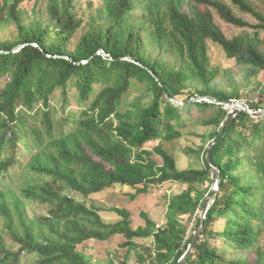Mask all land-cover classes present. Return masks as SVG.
<instances>
[{
	"label": "trees",
	"instance_id": "16d2710c",
	"mask_svg": "<svg viewBox=\"0 0 264 264\" xmlns=\"http://www.w3.org/2000/svg\"><path fill=\"white\" fill-rule=\"evenodd\" d=\"M27 1L0 0V23L16 25L14 39L0 40V264H24L27 256L32 264H93L79 246L116 235L142 264H178L194 238L183 217L196 216L195 231L200 227L197 213L211 194L214 166L220 187L182 264H264V115L190 100L243 97L215 82L221 67L211 65L209 47L264 69V14L249 0L232 1L259 23L236 16L222 0H188L197 8L189 11L183 0H103L86 20L75 0H46L44 10L31 12ZM197 4L255 35L227 37ZM84 23L88 29L71 49ZM135 87L142 94L129 101ZM247 105L258 111L264 100ZM193 107L212 111L202 122L214 127L197 150L185 149L200 156L201 166L180 169L170 144L184 135V115ZM14 170L24 179L17 189ZM168 182L184 188L170 197L162 225L143 213L146 225L133 228L126 207H112L120 218L106 222L102 209L88 203L116 185L132 187L135 198ZM27 201L38 203L41 214L28 216ZM137 238H153L154 246Z\"/></svg>",
	"mask_w": 264,
	"mask_h": 264
},
{
	"label": "rangeland",
	"instance_id": "374dc122",
	"mask_svg": "<svg viewBox=\"0 0 264 264\" xmlns=\"http://www.w3.org/2000/svg\"><path fill=\"white\" fill-rule=\"evenodd\" d=\"M227 3L236 16L241 17L251 23H259L260 20L252 14L251 12H246L242 10L238 5H235L232 0H222ZM252 5L262 14H264V0H249ZM103 0H75V11L78 12L79 16H84L86 20L90 18L92 13L96 12V9L103 6ZM182 7L185 10H195L197 9L193 5L190 6L188 0L182 1ZM46 0H40L37 3V0H28L23 6L26 9H29L31 12L33 7L45 9ZM199 9L209 10L215 19V22L220 26L223 32L227 37H234L243 34L255 35V30L250 27H240L234 24L227 22L219 14L217 9L209 7L206 5L197 4ZM46 12V11H45ZM44 12V13H45ZM43 13V14H44ZM38 16H40L38 14ZM26 21L31 20V16L24 14ZM98 18L105 19V16L99 15ZM16 25L14 23L3 24L0 23V40L5 39H14V30ZM88 29V26L84 23L83 27L78 30L72 40L69 43V47L73 49L78 43L79 38L83 35ZM260 37L264 38V31L261 30ZM264 49V46H262ZM209 55L211 57L212 66H220V73L215 80L218 85L229 91H239L242 94V98L238 101L248 104V101L254 100H264V93L262 87H264V69H254L252 67H246L243 65L236 64L233 60L227 58L224 50L211 43L209 47ZM230 70V71H228ZM231 73L233 78L229 79L226 74ZM257 82H262L261 85H258ZM234 85V86H231ZM238 88L237 90H233ZM142 94L141 87H135L132 89L129 95V101H132L134 98ZM201 97V96H199ZM72 107H77L75 101L72 102ZM191 113H186L184 117L188 119L186 125L183 129L184 135L173 141L170 144L172 152L176 155L178 159V166L180 169L196 167L199 168L202 164V159L196 153L190 154L185 151L188 147L195 150L198 149V146L202 143V135L210 134L214 125L207 124L202 122V118L205 117L208 113L213 114L212 111H208L207 114H204L199 109L193 107ZM233 109L230 110L232 112ZM60 115V113H59ZM154 157L161 162L162 159L158 155ZM12 176L16 177L14 183L16 189L19 185L23 184L24 179L21 176V172L14 170ZM183 186L177 182H168L161 186L153 185L147 193L138 194L137 197L133 198L132 194L136 191L129 186L116 185L114 187L108 188L104 191L94 193L88 197V203L96 208H101L100 213L104 215L106 222H113L118 220L120 217L117 216L115 212L111 211L112 207H126L132 211L133 223L132 227L137 228L141 225H146V218L143 216V213H147L158 225L165 224L167 222V209L170 197L174 193H179L183 190ZM25 210L28 216L33 217L36 214H41L42 207L35 201H27L24 205ZM204 209L198 211L197 217L202 216ZM185 224L188 225L189 235H195V228L197 226V218L193 217V220L189 222L188 215L183 217ZM126 241V238L123 235H116L108 240H89L84 244L79 246L80 250L85 251L88 255L92 256L93 264H107L110 261H114V264H124L123 260L126 258L127 264H142L139 260L138 252L136 249L129 250V246L122 245ZM139 245L145 244L146 246H154V239H135ZM264 243V239H262ZM140 251H143L140 249ZM33 258L27 256L24 258V264H32Z\"/></svg>",
	"mask_w": 264,
	"mask_h": 264
},
{
	"label": "water",
	"instance_id": "95a60500",
	"mask_svg": "<svg viewBox=\"0 0 264 264\" xmlns=\"http://www.w3.org/2000/svg\"><path fill=\"white\" fill-rule=\"evenodd\" d=\"M172 100L177 103V104H185V101L183 100H175L172 98ZM191 101H199V100H208V101H211V102H214V103H217V104H220L222 105L223 107L225 108H233V109H237L238 111H247L249 113H251L252 115L254 116H262L264 115V108L258 110V111H254L252 110L251 108H249V106L246 104V103H243V102H240L238 100H233L231 102H221L219 101L218 99L212 97V96H201V97H196V98H192L190 99ZM208 159L209 161L211 162V164L214 166L213 162H212V159H211V156L209 155L208 153ZM215 169H216V178H215V181H214V184H213V187H212V190H211V194L209 195L208 197V200L206 202V205H205V208H204V211L202 213V219H201V225L200 227L195 231V235H194V238L192 240V242L190 243L189 245V248L188 250L186 251V253L183 255V257L179 260V263L178 264H182V262L188 257V255L191 253L193 247H194V244L196 243L198 237L200 236L201 232H202V228H203V223H204V220L206 218V215H207V212L210 208V205L212 203V200L214 198V196L216 195V193L218 192L219 190V187H220V181H221V177H220V169L216 166H214Z\"/></svg>",
	"mask_w": 264,
	"mask_h": 264
}]
</instances>
